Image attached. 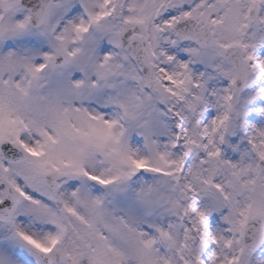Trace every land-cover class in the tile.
Wrapping results in <instances>:
<instances>
[{
  "label": "snow or ice",
  "instance_id": "obj_1",
  "mask_svg": "<svg viewBox=\"0 0 264 264\" xmlns=\"http://www.w3.org/2000/svg\"><path fill=\"white\" fill-rule=\"evenodd\" d=\"M0 264H264V0H0Z\"/></svg>",
  "mask_w": 264,
  "mask_h": 264
}]
</instances>
